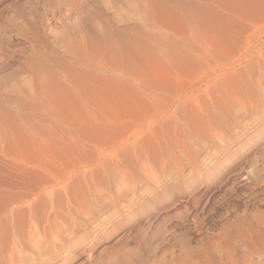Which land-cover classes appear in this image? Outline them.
Here are the masks:
<instances>
[{
	"label": "rangeland",
	"instance_id": "obj_1",
	"mask_svg": "<svg viewBox=\"0 0 264 264\" xmlns=\"http://www.w3.org/2000/svg\"><path fill=\"white\" fill-rule=\"evenodd\" d=\"M263 27L264 0H0V264H264Z\"/></svg>",
	"mask_w": 264,
	"mask_h": 264
},
{
	"label": "bare ground",
	"instance_id": "obj_2",
	"mask_svg": "<svg viewBox=\"0 0 264 264\" xmlns=\"http://www.w3.org/2000/svg\"><path fill=\"white\" fill-rule=\"evenodd\" d=\"M236 7H238L237 9H238V11H239L238 14H237V16H236V22L234 21L233 23H231V24H232V25H231L232 27H234L235 24H236V27H234V29H233L232 27H229V28H232L234 31L236 30V31H235V37H234L235 39H234L233 43L235 42V40H236V42H238L239 47H240V50H239V49H238V46H237L238 44L236 45L238 51L240 52V53H238V54L241 55V52H243V53H242L243 55L238 57V59H240L239 61H237L238 59H237V60L235 59V60L237 61V64H238V65H242V63H243V61H244L243 58L246 57V56H244V55H245V52H246V54H247V53H249L248 51H250L248 47H249V43H252V42H249V40H250L253 36H255V35H252V37H251V34H250V36H249V35H246V34H247V31H248V32L251 31V29H252L251 26H252V25H256V23L259 22V21H256L257 17H254L255 19H254V18H251V17H253V16L250 17L249 13L247 12V14L249 15V17H248V15L244 12V10L240 9L239 6L236 5ZM240 10H241V11H240ZM242 11L246 14L245 16L243 15L244 13H243ZM250 18H251V19H250ZM216 21H217V20H216ZM216 21H215V22H216ZM203 22H204V21H203ZM203 22H202V23H203ZM215 22H214V24H215ZM252 22H253V23H252ZM255 22H256V23H255ZM204 23H205V22H204ZM217 23H218V21L216 22V24H217ZM226 23H227V22H226ZM234 23H235V24H234ZM259 23H260V22H259ZM216 24H215V25H216ZM224 24H225V23H224ZM229 24H230V23H229ZM204 25H205V24H204ZM217 25H218V24H217ZM217 25H216V28H217ZM219 25H220V22H219ZM205 26H207L206 30L209 29V28H208L209 25L206 24ZM220 26L223 27V23H222V25H220ZM225 26H226V25H225ZM209 27H210V26H209ZM211 27H212V26H211ZM211 27H210V28H211ZM204 28H205V27H204ZM218 28L220 29V27H218ZM218 28H217V29H218ZM229 28H228V26H227L226 29H225V28H223V29L227 30V29H229ZM263 28H264V27H263ZM211 29H212V28H211ZM203 30H204V29H203ZM206 30H205V31H206ZM220 31H223V30L220 29ZM207 32H209V34H211L210 31H207ZM205 33H206V32H204V33L202 34V36H203ZM220 33H221V32H220ZM224 33H225V32H224ZM224 33H222V34H223L222 37L225 36ZM228 35H229V33L227 32V36H228ZM245 35H246V36H245ZM206 36H207V33H206ZM208 36H211V35H208ZM258 36H259V35H258ZM228 37H229V36H228ZM206 38H207V37H206ZM206 38H204V39H206ZM208 38H209V37H208ZM210 39H211V38H210ZM224 39H225V37H224ZM227 39H228V38H227ZM207 40H209V39H207ZM231 41H232V40H231ZM231 41H230V39H229V40H227V41L225 40L224 42H226V43L230 44V46H232V44L230 43ZM250 41H251V40H250ZM258 41H259V40H258ZM206 42H207V41H206ZM218 42H219V41H218ZM254 42H255V41H254ZM254 42H253V43H254ZM207 43H208V42H207ZM253 43H252V44H253ZM215 45H217V42H216V41H215ZM211 46H212V45H211ZM217 46H219V44H218ZM228 46H229V45H228ZM234 46H235V44H234ZM236 46H235V47H236ZM254 46H255V45H254ZM208 47H209V46H208ZM214 47H215V46H214ZM235 47H234V48H235ZM211 48H213V46H212ZM224 48H225V47H224ZM230 48L232 49L233 47H230ZM213 49H215V48H213ZM231 49H230V50H231ZM235 49H236V48H235ZM232 50H233V49H232ZM232 50H231V51H232ZM215 51H216V50H215ZM226 51H227V50H225L224 53H227ZM211 52H212V51H211ZM219 52L221 53L222 50H221V51L219 50ZM219 52H218V53H219ZM232 52H233V51H232ZM235 52H237V50H236ZM201 53H202V52H201ZM201 53H200V54H201ZM204 53H205V57H206V59H208L207 56H206V53H207V52H204ZM224 53H223V55H225ZM167 54H168V53H167ZM167 54H166V56H167ZM207 54H208V53H207ZM174 55H176V56H173V55H172V56L168 55V56L171 57L172 61L175 62V64H176V63H177V64H181L182 61H178V60H180L181 57L178 58V55L175 54V53H174ZM201 55H203V54H201ZM201 55H200V56H201ZM209 55H210V54H209ZM214 55H215V54H214ZM247 55H248V54H247ZM185 56H186V55H185ZM198 56H199V55H198ZM198 56H197V57H198ZM205 57L202 56V58H205ZM210 57H211V56H210ZM216 57H217V55H216ZM216 57H215V60L217 59ZM235 57H236V56H235ZM251 57H252V56H251ZM165 58H166V57H165ZM167 58L169 59V57H167ZM211 58H212V57H211ZM228 58H230V57H228ZM236 58H237V57H236ZM163 59H164V58H163ZM184 59H185V58H184ZM188 59H189V58H188ZM192 59H193V58H192ZM194 59H195V58H194ZM199 59H201V57L198 58V61H199ZM212 59H214V57H213ZM219 59H221V58H219ZM253 59H254V58H253ZM169 60H170V59H169ZM169 60H167V61H169ZM185 60H186V59H185ZM196 60H197V59H196ZM204 60H205V59H204ZM255 60H256V59H255ZM257 60H258V59H257ZM191 61H192V60H191ZM193 61H195V60H193ZM206 61L210 62L209 59L206 60ZM216 61H217V60H216ZM248 61H249V60H248ZM160 62L163 63L162 59L160 60ZM173 62H171V60H170V61H169L170 65L173 64ZM179 62H180V63H179ZM202 62H203V64L208 63V62L205 63L204 61H202ZM226 62H227V60H226ZM234 62H235V61H234ZM234 62H233V63H234ZM188 63H189V65L191 64V62H188ZM188 63H187V64H188ZM198 63H200V62H198ZM211 63H212V62H211ZM177 64H176V65H177ZM187 64H186V63H182L183 66H185V65L187 66ZM200 64H201V63H200ZM200 64H198V65H200ZM209 64H210V63H209ZM230 64H231V63H230ZM234 64H235V63H234ZM173 65H174V64H173ZM173 65H171V66H173ZM196 65H197V64H196ZM198 65H197V66H194V67H198ZM210 65H211V64H210ZM210 65L207 64V66H210ZM216 65H219V64H216ZM226 65H227V64H226ZM226 65H224V67H225ZM183 66H182V67H183ZM186 66H185V68H186ZM190 66H192V65H190ZM200 66H203V65H200ZM204 66H205V65H204ZM207 66H205V69H207V68H206ZM211 66H212V65H211ZM211 66H210V67H211ZM214 66H215V65H214ZM229 66H230V65H229ZM168 67H169V66H168ZM178 67H180V70H181V65H179V66L177 65V70H178ZM194 67L192 66L193 70H194ZM210 67H208V68H210ZM216 67H217V68H220V67H218V66H216ZM221 67H222V66H221ZM224 67H223V68H224ZM226 67H228V65H227ZM226 67H225V68H226ZM240 67H241V66H240ZM173 68H174V66H173ZM192 68H191V69H192ZM198 68H199V67H198ZM200 68H201V67H200ZM228 68H229V67H228ZM232 68H233V67H232ZM232 68H231V69H232ZM241 68H242V67H241ZM241 68H240V69H241ZM174 69H175V68H174ZM188 69H190V68H188ZM210 69H213V68H210ZM221 69H222V68H221ZM221 69H220V70H221ZM240 69L237 68V71H236V72H238V70H239V72H240V71H241ZM183 70H184V68L182 69V71H183ZM193 70H190V73H191V71H193ZM196 70H197V69H196ZM196 70H195V71H196ZM202 70H204L203 67H202ZM225 70H226V69H225ZM257 70H258V69H257ZM163 71H164V70H163L162 67H157L156 73H157V76H158V80H162V79H160V77H161V74L163 73ZM188 71H189V70H188ZM206 71H208V70H206ZM211 71H212V70H211ZM211 71H210V72H211ZM213 71H214V70H213ZM223 71H224V69H223ZM179 72H181V71H179ZM198 72H200V71H198ZM203 72H205V71H203ZM226 72H227V71H226ZM190 73H187V74L190 75ZM192 73H193V72H192ZM200 73H201V72H200ZM200 73H199V74H200ZM181 74H182V72H181ZM205 74H209V73H208V72H207V73L205 72ZM230 74H232V73H230ZM233 74H234V73H233ZM233 74H232V75H233ZM183 75H184V74H183ZM200 75L204 76L203 73L200 74ZM235 75H236V74H235ZM238 75H239V74H238ZM252 75H253V74H252ZM186 76H187V75H186ZM190 76H191V75H190ZM198 76H199V75H197V78H198ZM222 76H223V75H222ZM230 76H231V75H230ZM182 77H183V76H182ZM184 77H185V76H184ZM184 77H183V78H184ZM187 77H189V76H187ZM187 77H186V78H187ZM210 77H211V76H210ZM216 77L218 78V76H216ZM219 77L221 78V76H219ZM232 77H233V76H232ZM192 78H193V77H192ZM192 78H191V79H192ZM220 78H219V79H220ZM187 79H188V78H187ZM207 79H208V78H207ZM158 80H157V81H158ZM185 80H186V79H185ZM162 81H163V80H162ZM195 81H196V79H195ZM201 81H202V80H201ZM160 82H161V81H160ZM246 82H248V80H246ZM251 82H252V81H251ZM158 83H159V82H158ZM195 83H196V82H195ZM200 83H201V82H199V84H200ZM248 83H249V82H248ZM255 83H256V82H255ZM159 84L161 85V83H159ZM162 84H164V82H163ZM199 84H196V87L200 86ZM201 84H202V83H201ZM160 85H158V86H160ZM191 85H192V87H193V84H191ZM194 85H195V84H194ZM203 85H204V84H203ZM246 85H247V84H246ZM162 86H163V85H162ZM187 87H188V86H187ZM194 87H195V86H194ZM196 87H195V89H196ZM263 87H264V86H263ZM259 88H260V87H259ZM162 89H163V88H162ZM188 89H189V87H188ZM151 90H152V89H151ZM193 90H194V89H193ZM260 90H261V89H260ZM185 91H186V93H187V89H185ZM182 92H184V91H182ZM189 92H191V91H189ZM189 92H188V93H189ZM261 92H262V90H261ZM180 93H181V92H180ZM184 93H185V92H184ZM186 93L184 94V95L186 96L185 98H187V94H186ZM189 94H191V93H189ZM191 95H192V94H191ZM191 95H190V96H191ZM179 96H180V95H179ZM179 96H177V100H178V97H179ZM127 97H129V96H127ZM130 97H131V96H130ZM182 97H183V96H182ZM156 98H157V97H156ZM194 98H195V97H194ZM127 99H128V98H127ZM140 100H141V99H140ZM175 100H176V99H175ZM175 100H174V101H175ZM180 100H181V99H180ZM180 100H178V101H180ZM185 100H186V99H185ZM187 100H188V99H187ZM174 101H173V102H174ZM183 101H184V99H183ZM193 101H194V100H193ZM173 102H172V103H173ZM185 102H186V101H185ZM185 102H184V103H185ZM128 103H130V101H128ZM179 103H180V104H183V103H182V100H181V102H179ZM179 103H178V106H179ZM126 104H127V103H126ZM183 105H184V104H183ZM180 107H181V106H179V108H180ZM253 107H254V106H253ZM136 136H137V138H138V135H136ZM134 138H136V137H134ZM138 139H140V138H138ZM138 139H136V141H137Z\"/></svg>",
	"mask_w": 264,
	"mask_h": 264
}]
</instances>
